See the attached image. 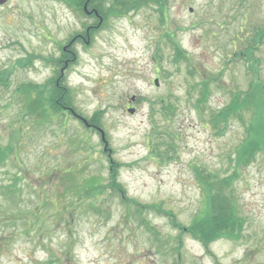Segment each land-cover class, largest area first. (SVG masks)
Returning <instances> with one entry per match:
<instances>
[{
	"label": "rangeland",
	"instance_id": "obj_1",
	"mask_svg": "<svg viewBox=\"0 0 264 264\" xmlns=\"http://www.w3.org/2000/svg\"><path fill=\"white\" fill-rule=\"evenodd\" d=\"M68 1L0 6V264H264V0L92 18L57 91L53 60L83 32ZM63 106L103 130L112 163ZM215 179L235 206L224 227L203 198Z\"/></svg>",
	"mask_w": 264,
	"mask_h": 264
},
{
	"label": "trees",
	"instance_id": "obj_2",
	"mask_svg": "<svg viewBox=\"0 0 264 264\" xmlns=\"http://www.w3.org/2000/svg\"><path fill=\"white\" fill-rule=\"evenodd\" d=\"M110 1H111V6L106 9V12H102L103 9H102V7H99L98 4L96 6L97 7L96 10L99 13H102L103 15L104 14H106V15L107 14H118V13L122 14L129 9H136L139 5L147 3L150 0H110ZM151 1H155L158 4L161 3V0H151ZM74 4H76V1L74 2ZM254 87H255V89H258L256 86H254ZM249 91H251V89L248 90V92ZM213 122L215 123V125H217L216 121H213ZM255 126H257V125H255ZM216 130L220 131V129H216ZM254 142L255 141H252L249 145L252 146L254 144ZM259 150H260V148L257 149L256 151H259ZM243 151H247L246 147H244ZM237 152L239 153L237 155L241 159L242 162L252 158V157L247 158L249 153L242 154L240 148L237 150ZM114 174H115L114 170H111V178L112 179L114 177ZM213 182H214L213 184L210 182H207L208 190L212 189V194L210 193L209 195H207V198H208V200L212 206V211H213L211 213V215L209 214V216L211 218L219 220L222 224V227H224V226H227V224H230L232 219L235 217V214H236L235 208H234L235 206H234V204L231 205L230 197H228L227 202L222 200V199H218V198H220L219 195L221 194V187L223 186V181H219V180L215 179V181H213ZM213 216H217V217H213ZM224 233L227 234L226 231H224Z\"/></svg>",
	"mask_w": 264,
	"mask_h": 264
},
{
	"label": "flooded vegetation",
	"instance_id": "obj_3",
	"mask_svg": "<svg viewBox=\"0 0 264 264\" xmlns=\"http://www.w3.org/2000/svg\"><path fill=\"white\" fill-rule=\"evenodd\" d=\"M81 2L83 7L86 5L87 12L92 9V7H90L91 0H82ZM83 13L85 15L83 17V32L73 35L65 44H61V58L53 60V62L57 63V71L53 73L50 81H52V87H55L57 91L65 90L67 88L64 82L65 78L67 77V71L69 66H71L77 60V55L74 52V48L79 45H88L86 44V41H90L91 28H94V26H90L89 22L92 18V14H86L84 11ZM51 92L55 91L51 89ZM88 128L95 129V125L90 123Z\"/></svg>",
	"mask_w": 264,
	"mask_h": 264
},
{
	"label": "water",
	"instance_id": "obj_4",
	"mask_svg": "<svg viewBox=\"0 0 264 264\" xmlns=\"http://www.w3.org/2000/svg\"><path fill=\"white\" fill-rule=\"evenodd\" d=\"M5 2H6V0H0V4H3ZM154 84L157 85V80L154 81ZM128 112L133 113V109H128ZM83 121L85 122V120H83ZM100 136H101V140L105 143V147H104V150H105L106 149V142L104 139V134L101 130H100Z\"/></svg>",
	"mask_w": 264,
	"mask_h": 264
}]
</instances>
